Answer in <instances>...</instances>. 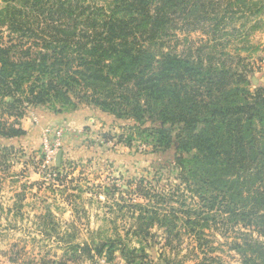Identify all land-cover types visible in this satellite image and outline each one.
<instances>
[{
	"label": "trees",
	"instance_id": "1",
	"mask_svg": "<svg viewBox=\"0 0 264 264\" xmlns=\"http://www.w3.org/2000/svg\"><path fill=\"white\" fill-rule=\"evenodd\" d=\"M1 1L0 27L9 40L0 35V137L25 134L16 128L24 102L55 114L85 104L140 123L148 119L154 125L141 136L153 149L173 152L176 178L197 202L187 204L179 186L173 194L139 188L156 206L132 205L138 212L131 214L132 235L146 239L157 226L167 237L183 230L200 238L222 216L227 229L240 225L264 237V90L251 91L250 70L239 72L227 62L230 55L217 53L226 17L246 16V23L264 14V0ZM192 31H203L213 44L179 54L170 43L178 32ZM4 115L11 124L1 122ZM171 203L179 207L168 208ZM240 236L231 249L242 263L264 264V244ZM78 248H71L80 251L77 259L92 260L94 253L111 261L116 251L125 264L146 257L113 242Z\"/></svg>",
	"mask_w": 264,
	"mask_h": 264
},
{
	"label": "rangeland",
	"instance_id": "2",
	"mask_svg": "<svg viewBox=\"0 0 264 264\" xmlns=\"http://www.w3.org/2000/svg\"><path fill=\"white\" fill-rule=\"evenodd\" d=\"M4 7L0 0V11ZM235 17L233 21L226 17L218 30L227 35L217 40L223 42L217 53L221 59L230 55L227 62L239 72L242 66L250 70L251 91L264 90V14L246 23V16ZM207 24L204 30L209 31ZM0 35L3 43L8 42V29L0 27ZM211 44L212 38L203 31L178 32L170 43L179 54L188 47L196 50ZM23 106L16 128L25 134L0 137V264H125L119 251L109 261L105 254L94 258V253L92 260L82 254L77 259L80 251L71 250L99 242H113L117 250H142L146 257L138 264H243L231 249L233 241L241 242L240 233L264 244V237L251 229L240 225L227 229L222 216L200 238L183 230L178 237H167L157 226L146 239L133 236L137 222L131 214L136 217L138 212L132 205L156 206L141 197L139 188L173 194L179 186V194L189 198L187 204L197 202L176 178L173 152L155 150L150 139L141 136L154 123L85 104L63 110L57 116L69 121L54 123L44 116L52 112L50 107L25 102ZM124 112V106L117 111ZM12 121L7 115L1 118L5 124ZM55 139L61 144L59 163L57 152L47 162L43 144Z\"/></svg>",
	"mask_w": 264,
	"mask_h": 264
},
{
	"label": "built area",
	"instance_id": "3",
	"mask_svg": "<svg viewBox=\"0 0 264 264\" xmlns=\"http://www.w3.org/2000/svg\"><path fill=\"white\" fill-rule=\"evenodd\" d=\"M59 135V134H57ZM56 135V136H57ZM61 144L58 139L51 140L46 142V144H43V156L45 157L46 161L49 162V160H52L58 151V148H60ZM104 263V261H102Z\"/></svg>",
	"mask_w": 264,
	"mask_h": 264
},
{
	"label": "crops",
	"instance_id": "4",
	"mask_svg": "<svg viewBox=\"0 0 264 264\" xmlns=\"http://www.w3.org/2000/svg\"><path fill=\"white\" fill-rule=\"evenodd\" d=\"M58 114H55V113H52V112H49L47 114H45V118L48 120V122H58L59 123V120H68L69 121V118L65 117V116H57ZM69 135V134H68ZM75 143V142H74ZM67 144V143H66Z\"/></svg>",
	"mask_w": 264,
	"mask_h": 264
},
{
	"label": "water",
	"instance_id": "5",
	"mask_svg": "<svg viewBox=\"0 0 264 264\" xmlns=\"http://www.w3.org/2000/svg\"><path fill=\"white\" fill-rule=\"evenodd\" d=\"M59 158H60V152H57L55 157V163H59Z\"/></svg>",
	"mask_w": 264,
	"mask_h": 264
}]
</instances>
